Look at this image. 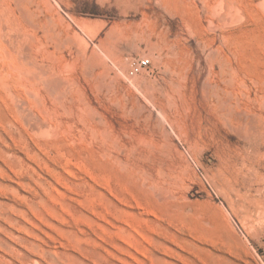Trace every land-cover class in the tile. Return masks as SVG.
<instances>
[{"label": "rangeland", "instance_id": "1", "mask_svg": "<svg viewBox=\"0 0 264 264\" xmlns=\"http://www.w3.org/2000/svg\"><path fill=\"white\" fill-rule=\"evenodd\" d=\"M0 264H264V0H0Z\"/></svg>", "mask_w": 264, "mask_h": 264}, {"label": "built area", "instance_id": "2", "mask_svg": "<svg viewBox=\"0 0 264 264\" xmlns=\"http://www.w3.org/2000/svg\"><path fill=\"white\" fill-rule=\"evenodd\" d=\"M150 64V59L148 57L142 56L137 60H134L131 64L129 74L136 75L140 73L144 68L148 67Z\"/></svg>", "mask_w": 264, "mask_h": 264}, {"label": "bare ground", "instance_id": "3", "mask_svg": "<svg viewBox=\"0 0 264 264\" xmlns=\"http://www.w3.org/2000/svg\"><path fill=\"white\" fill-rule=\"evenodd\" d=\"M83 22L85 23V21H83ZM26 46H27V45H26ZM26 46H25V47H26ZM27 47H28V46H27ZM27 47H26V48H27ZM26 48H25V49H26ZM27 49H28V48H27ZM27 70H28V69H27ZM42 74H43V73H42ZM50 77H51V76H50ZM43 79H44V78H43ZM44 80H46V79H44ZM31 83H32V82H31ZM6 86L8 87V85H6ZM50 86H52V85H50ZM50 89H51V88H50ZM56 93H57V92H56ZM57 94H58V93H57ZM53 95H55L54 92H53ZM55 97H57V96L55 95ZM58 97H59V96H58ZM60 100H61V99H60ZM61 101L63 102V100H61ZM62 102H61V103H62ZM61 105H62V104H61ZM64 105H65V104H64ZM47 107H48V106H47ZM63 107H64V106H63ZM45 111H46V110H45ZM43 112H44V111H43ZM46 112H47V111H46ZM44 123H45V120H44L43 124H44ZM34 124H35V123H34ZM43 124L41 125V123H40L39 125L42 127ZM35 125H37V124H35ZM45 125H49V124H45ZM159 192H160V191H159ZM160 193H161V192H160ZM163 193H164V192H163ZM158 196H159V195H158ZM163 197H164V196H163ZM158 198H159V197H158ZM160 199H161V198H160ZM227 199H228V198H227ZM228 200H229V203H230L231 208L234 209V206H235L234 200H231V197H230V199H228ZM238 207H239V206H238ZM243 207H244V206H243ZM244 209H245V208H244ZM247 213H248V212H247ZM247 213H246V214H247Z\"/></svg>", "mask_w": 264, "mask_h": 264}]
</instances>
